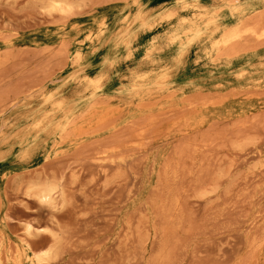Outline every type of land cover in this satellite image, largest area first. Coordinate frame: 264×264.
Wrapping results in <instances>:
<instances>
[{"label":"rangeland","instance_id":"obj_1","mask_svg":"<svg viewBox=\"0 0 264 264\" xmlns=\"http://www.w3.org/2000/svg\"><path fill=\"white\" fill-rule=\"evenodd\" d=\"M0 249L264 264V0H0Z\"/></svg>","mask_w":264,"mask_h":264},{"label":"bare ground","instance_id":"obj_2","mask_svg":"<svg viewBox=\"0 0 264 264\" xmlns=\"http://www.w3.org/2000/svg\"><path fill=\"white\" fill-rule=\"evenodd\" d=\"M50 3H53V2H50ZM55 3H57V2H55ZM57 4H58V3H57ZM64 5H65V4H64ZM64 5H63V6H64ZM53 6H57V7H59L58 5H53ZM66 6H67V5H66ZM61 7H62V6H60V8H61ZM68 7H69V6H68ZM186 7H187V6H186ZM52 8L54 9L55 7H52ZM62 8H63V7H62ZM62 8H61V9H62ZM66 8H67V7H66ZM54 10H55V9H54ZM63 10H65V8L62 9L61 11H63ZM51 11H53V10H51ZM67 11H68V10H67ZM69 11H70V9H69ZM57 12H59V11L57 10ZM201 16H202V15H201ZM262 16H263V14L261 15V17H262ZM199 17H200V16H199ZM199 17H198V18H199ZM261 17H260V18H261ZM261 19H262V18H261ZM184 22H185V20L182 21V23H184ZM223 33H224V32H223ZM186 34H187V32H186ZM228 34H229V33H228ZM228 34H227V33H226V34H223L222 37H221V39L218 40V42H217L216 44H213V47H214V46H217V47H218L219 45H221L222 47H223V46L225 47V45H227V42L229 41ZM182 35H183V34H182ZM215 37H216V36H215ZM196 38H197V37H196ZM173 40H174V39H173ZM173 40H172V42H173ZM191 40H192V38H191ZM174 41H175V40H174ZM194 41H195V40H194ZM190 42L192 43L193 41H189V43H190ZM219 47H220V46H219ZM219 47H218V48H219ZM224 47H223V48H224ZM225 48H226V47H225ZM234 48H235V47H234ZM219 49H221V48H219ZM223 50H224V49H223ZM223 50H222V51H223ZM217 51H218V50H217ZM217 51H216V52H217ZM224 51H225V53H224L225 56H224V57H226V55H227V54H226L227 50L225 49ZM232 51H234V49H233ZM220 52H221V51H220ZM230 52H231V51H229L228 55H229V54H230V55L232 54V53H230ZM244 52H245V51H244ZM218 55H219V54H218ZM233 55H237L236 52H235V53L233 52ZM218 57H219V56H218ZM221 57H222V55H221ZM227 57H228V56H227ZM143 58H144V57H143ZM216 58H217V57H216ZM214 59H215V57H214ZM161 78H162V77H161ZM161 82H162V81H161ZM97 87H98V86H97ZM97 87H96L95 89H98ZM132 90H133V88H132ZM91 96H92V95H91ZM190 99H191V98H190ZM187 100H188V99H187ZM185 101H186V98H185ZM191 101H192V100H191ZM58 106H59V107H58V109H59L61 105H58ZM204 106H205V105H204ZM62 107H63V105H62ZM139 108H140V107H139ZM6 109H7V108H6ZM69 114H70V113H69ZM94 114H95V113H94ZM92 115H93V114H92ZM92 115H91V116H92ZM102 116H103V115H102ZM66 117H67V116H66ZM61 120H62V119H61ZM40 121H41V120H40ZM101 121H102V119H101ZM73 123H74V122L72 121L71 124H73ZM37 124H38V123H37ZM71 124H70V125H71ZM70 125H69V126H70ZM34 126H35V125H34ZM38 126H39V124H38ZM40 126H41V125H40ZM66 126H67V125H66ZM36 127H37V126H35V129H37ZM63 129H65V128H63ZM70 134H72V133H70ZM80 134H81V132H80ZM67 135H68V133H67ZM66 138H67V137H66ZM76 138H77V137H76ZM41 190H42V191H41V194H40V198H41V201H42V202H44L43 200H45V202H47V201H49L51 198L53 199V197L50 196L49 191H43V189H41ZM46 190H47V189H46ZM53 190H54V189H53ZM39 191H40V190H39ZM39 193H40V192H39ZM53 193H54V192H53ZM37 194H38V193H37ZM51 195H52V194H51ZM52 196H53V195H52ZM42 199H43V200H42ZM50 201H51V200H50ZM52 202H53V201H51V203H52ZM51 203H50L49 205H51ZM53 204H54V203H53ZM34 228H35V227H34ZM34 228H33L31 225H26V233H27V234H28V233L30 234L31 231H33ZM25 235H26V234H25ZM26 241H27V240H26ZM28 244H29V243H28ZM26 246H27V244H26ZM32 249H33V248H32ZM0 250H1V249H0ZM32 252H33V250H32ZM17 253H18V252H17ZM42 253H43V252H42ZM32 254H33V253H32ZM10 256H11L10 259H12V255H10ZM18 258H19V257H18ZM12 260H13V259H12ZM13 263H14V261H13Z\"/></svg>","mask_w":264,"mask_h":264}]
</instances>
